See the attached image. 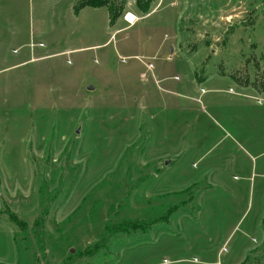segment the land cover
Segmentation results:
<instances>
[{"label": "rangeland", "instance_id": "rangeland-1", "mask_svg": "<svg viewBox=\"0 0 264 264\" xmlns=\"http://www.w3.org/2000/svg\"><path fill=\"white\" fill-rule=\"evenodd\" d=\"M79 1L0 0V264H264V0Z\"/></svg>", "mask_w": 264, "mask_h": 264}, {"label": "trees", "instance_id": "trees-1", "mask_svg": "<svg viewBox=\"0 0 264 264\" xmlns=\"http://www.w3.org/2000/svg\"><path fill=\"white\" fill-rule=\"evenodd\" d=\"M117 6V0H80L75 6L74 11L78 12L83 8L99 9L105 7L109 13V21L113 22L118 16L124 5L125 0L119 1ZM148 3L145 2L142 5L141 0L136 1V5L139 10L145 13L148 11Z\"/></svg>", "mask_w": 264, "mask_h": 264}, {"label": "built area", "instance_id": "built-area-1", "mask_svg": "<svg viewBox=\"0 0 264 264\" xmlns=\"http://www.w3.org/2000/svg\"><path fill=\"white\" fill-rule=\"evenodd\" d=\"M130 14H127L126 16H125V21L127 22V23H129V24H133L134 22H135V18L134 17H132V19L131 20H129V18H128V16H129Z\"/></svg>", "mask_w": 264, "mask_h": 264}, {"label": "bare ground", "instance_id": "bare-ground-1", "mask_svg": "<svg viewBox=\"0 0 264 264\" xmlns=\"http://www.w3.org/2000/svg\"><path fill=\"white\" fill-rule=\"evenodd\" d=\"M132 17H133V16L130 14V15L128 16L129 20H131V19H132Z\"/></svg>", "mask_w": 264, "mask_h": 264}, {"label": "water", "instance_id": "water-1", "mask_svg": "<svg viewBox=\"0 0 264 264\" xmlns=\"http://www.w3.org/2000/svg\"><path fill=\"white\" fill-rule=\"evenodd\" d=\"M164 164H165V165H168V164H169V162H165Z\"/></svg>", "mask_w": 264, "mask_h": 264}]
</instances>
